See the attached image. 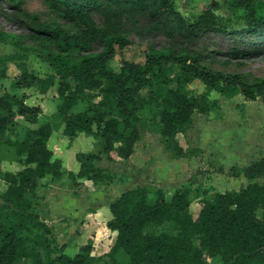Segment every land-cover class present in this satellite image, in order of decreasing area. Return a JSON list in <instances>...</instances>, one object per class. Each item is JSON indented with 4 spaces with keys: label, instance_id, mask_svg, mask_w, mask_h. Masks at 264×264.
<instances>
[{
    "label": "trees",
    "instance_id": "obj_1",
    "mask_svg": "<svg viewBox=\"0 0 264 264\" xmlns=\"http://www.w3.org/2000/svg\"><path fill=\"white\" fill-rule=\"evenodd\" d=\"M25 0L10 2L20 10ZM54 13L50 21L36 15L20 20L24 32L0 29V44L17 52L0 57V80L8 78V65L19 74L11 92L0 94V138L15 150L23 166L19 172H3L6 185L0 192V264H93V245L88 243L71 257L67 245L56 249L52 228L41 221L35 210L34 193L39 180L63 175L62 162L53 160L48 147L54 127L51 123L28 128L22 138L5 137L18 118L36 124L42 113L39 105L26 103L16 91L35 88L46 94L56 87L60 101L57 115L63 121V135L74 139L79 134L96 135L99 151L77 155L79 171L72 175L95 185L111 183L116 172L100 167L104 158L115 152L129 159L140 139V122L147 107L156 111L151 120L162 142L175 158H187L177 140L192 127L193 115H209L221 110L217 92L228 99L238 95L264 102V78L216 68L220 58L226 64L253 60L264 51V0H236L242 9L241 28L229 30L211 9L194 20L182 16L174 0H44ZM96 15L106 20L125 17L141 34L160 33L169 47L149 46L145 61L123 60L119 70L110 68L117 48L130 45L128 35L102 27ZM209 34L224 40L226 49L192 50L189 43ZM35 55L47 62L51 73L45 76L29 70L28 59ZM195 81L205 85L201 94H190L185 87ZM175 85L174 88L170 87ZM165 88L164 93L157 92ZM151 90L145 100L140 93ZM155 88V89H154ZM160 88V89H161ZM159 89V90H160ZM83 102L81 111L74 108ZM96 128V131L94 130ZM152 129V127H150ZM230 175L245 178L237 191L215 192L201 201L196 216L190 210L192 180L179 186L170 201L161 188L148 185L124 191L108 206L107 228L116 232L115 241L104 254L111 264H209L207 258L222 264H264V156L245 167H233ZM122 253L124 260L116 258Z\"/></svg>",
    "mask_w": 264,
    "mask_h": 264
},
{
    "label": "rangeland",
    "instance_id": "obj_2",
    "mask_svg": "<svg viewBox=\"0 0 264 264\" xmlns=\"http://www.w3.org/2000/svg\"><path fill=\"white\" fill-rule=\"evenodd\" d=\"M179 13L188 20H194L205 9H211L229 30L241 28L238 18L242 9L236 0H174ZM27 15H36L40 21H50L54 13L44 0H25L20 10L10 2L0 3V29L21 34L24 32L20 20L27 19ZM98 24L115 33L128 35L130 45L118 49L109 66L119 70L123 60L143 63L149 46L157 49L169 47L170 40L160 33L146 32L135 28L125 17L106 20L96 15ZM230 40L209 34L189 43L192 50L206 52L219 48L226 49ZM17 50L11 45L0 44V57L12 55ZM29 70L40 76L51 73L47 62L30 55ZM226 72H239L251 77L264 78L263 55L253 60H241L226 64L225 58H220L215 66ZM19 71L15 64L8 65V78L0 80V94L11 92V84ZM56 87L46 94H40L37 89L18 90V95H24L26 103L39 105L42 113L36 124L29 123L23 118L17 119L13 131L7 132L5 137L22 138L28 128H36L38 124L49 122L54 131L48 141V147L53 152V160L62 162L63 175L60 178L47 177L39 180L34 193L35 210L41 221L52 228L56 239V249L67 245L64 253L73 257L81 252L88 243H92V255L101 257L93 264H111L105 256L112 247L115 236L106 226L109 219L108 206L124 191L152 185L161 188L165 198L170 201L174 191L184 183L192 180L190 210L197 215L201 201L210 199L215 192L237 191L242 188L246 180L234 178L230 175L233 167H245L252 161L264 156V102L261 98L248 100L242 95L228 99L217 92L210 94L211 99L218 100L221 110L209 115L196 112L193 115L192 127L185 134L177 135V140L186 151H192L187 158H175L161 140L156 127L150 126L151 120H158L154 109H145L140 122V139L134 146V153L129 159H121L115 152L111 153L112 160L104 158L98 166L107 167L116 172V178L111 183L99 185L91 181L72 175L79 171L77 155L79 153L99 151L96 135L79 134L74 139L63 135V121L57 115L60 103ZM172 88L175 85L170 86ZM159 89L161 87H158ZM155 89V88H154ZM155 89L164 93L165 88ZM190 94H201L205 85L195 81L185 87ZM151 90L145 88L140 95L143 99L150 98ZM86 105L80 102L74 111L84 110ZM153 117V118H152ZM152 127V129H150ZM96 131V128H94ZM0 138V161L3 172H19L23 166L19 162L15 150L3 144ZM264 182V178L260 180ZM6 185L0 179V192ZM2 204L0 200V205ZM97 215V216H96ZM116 258L124 260L122 253ZM209 264H222L218 260L207 258ZM20 264H30L28 260Z\"/></svg>",
    "mask_w": 264,
    "mask_h": 264
},
{
    "label": "crops",
    "instance_id": "obj_3",
    "mask_svg": "<svg viewBox=\"0 0 264 264\" xmlns=\"http://www.w3.org/2000/svg\"><path fill=\"white\" fill-rule=\"evenodd\" d=\"M244 179H245V178H244ZM245 180H246V179H245ZM260 180H262V179H260ZM246 184H247V180H246V183H245V185H246ZM245 185H244V186H245ZM244 186H243V187H244ZM96 216H97V215H96ZM109 231H110V230H109ZM110 232H111V234H113V236H115V237H116V232H112V231H110Z\"/></svg>",
    "mask_w": 264,
    "mask_h": 264
}]
</instances>
